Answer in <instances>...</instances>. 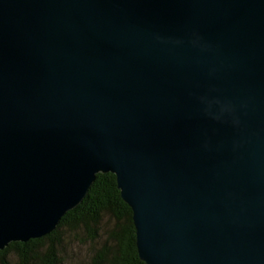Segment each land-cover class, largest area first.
I'll use <instances>...</instances> for the list:
<instances>
[{"label":"water","instance_id":"1","mask_svg":"<svg viewBox=\"0 0 264 264\" xmlns=\"http://www.w3.org/2000/svg\"><path fill=\"white\" fill-rule=\"evenodd\" d=\"M98 172L146 264H264V0H0V250Z\"/></svg>","mask_w":264,"mask_h":264},{"label":"trees","instance_id":"2","mask_svg":"<svg viewBox=\"0 0 264 264\" xmlns=\"http://www.w3.org/2000/svg\"><path fill=\"white\" fill-rule=\"evenodd\" d=\"M69 242L81 243L86 256L70 254L76 264H146L139 258L132 210L122 199L116 177L98 172L81 202L68 210L50 233L26 242L13 241L0 250V264H10V252L18 264H58L57 249ZM85 245V246H84Z\"/></svg>","mask_w":264,"mask_h":264},{"label":"rangeland","instance_id":"3","mask_svg":"<svg viewBox=\"0 0 264 264\" xmlns=\"http://www.w3.org/2000/svg\"><path fill=\"white\" fill-rule=\"evenodd\" d=\"M81 243H75V242H67L66 247L64 249L58 248L57 249V256L60 260L57 262L58 264H76V261L72 259V256L70 254H66V252H75L77 253L78 258H83L86 256V248H83ZM85 246V245H84ZM7 260L10 264H18L17 263V256L14 252H10L9 256H7ZM36 264H41L38 260L36 261Z\"/></svg>","mask_w":264,"mask_h":264}]
</instances>
